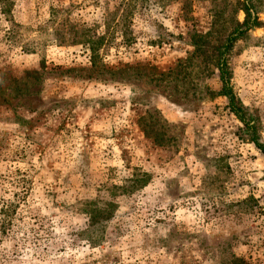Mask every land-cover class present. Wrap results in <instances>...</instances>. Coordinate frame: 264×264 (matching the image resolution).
Returning a JSON list of instances; mask_svg holds the SVG:
<instances>
[{
    "label": "rangeland",
    "instance_id": "rangeland-1",
    "mask_svg": "<svg viewBox=\"0 0 264 264\" xmlns=\"http://www.w3.org/2000/svg\"><path fill=\"white\" fill-rule=\"evenodd\" d=\"M127 1L0 0V264H264V0Z\"/></svg>",
    "mask_w": 264,
    "mask_h": 264
},
{
    "label": "trees",
    "instance_id": "trees-1",
    "mask_svg": "<svg viewBox=\"0 0 264 264\" xmlns=\"http://www.w3.org/2000/svg\"><path fill=\"white\" fill-rule=\"evenodd\" d=\"M131 1V2H130ZM132 4V0H128L125 6H129ZM242 10L245 12V20L242 24L238 22V26L240 29V35L236 38H229L227 41L226 46L223 48L224 52L219 56L220 62L218 64L219 66V72H220V80L222 83V87L220 92L218 93L219 96H224L228 99L229 101V109L232 113L237 115L241 122L244 123V125L247 127V130H249V122H246L244 115H246V110L244 105L242 104L238 94L235 92V89L232 85V71L229 68V57L230 53L234 49L235 44L245 35H248L249 32L253 29V27H259L262 24L257 21V20H252V14L249 6L247 4H243ZM74 37L77 36L74 33ZM79 41V40H76ZM79 43V42H76ZM88 43L87 41L85 42ZM100 41L98 40L97 43L92 44L90 49L92 50L93 53V65L96 66V57L98 56V47L100 46ZM196 48V52H201L202 46H201V40L200 41H195L193 44ZM251 130V129H250ZM158 139V138H157ZM156 140V138H155ZM253 143L255 146L262 152L264 155V146L257 140V139H252ZM150 175L145 172H138L137 174L134 175V178L128 179L126 182H128L127 185H124L122 190L127 193H133L134 191L140 190L141 188L145 187L148 182H149ZM116 209V205L113 203H106L102 209H98V211L89 213V215L92 217L88 229L85 231L86 233H90L91 237L94 234H98L100 231V226L103 225L101 224L102 222H107L109 221ZM91 237L89 238L90 241L93 243L95 240H91Z\"/></svg>",
    "mask_w": 264,
    "mask_h": 264
}]
</instances>
